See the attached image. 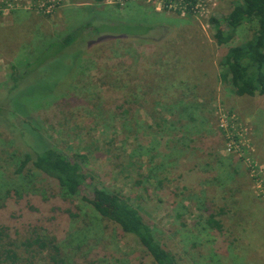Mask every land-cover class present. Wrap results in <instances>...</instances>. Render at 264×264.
<instances>
[{"label":"rangeland","instance_id":"rangeland-1","mask_svg":"<svg viewBox=\"0 0 264 264\" xmlns=\"http://www.w3.org/2000/svg\"><path fill=\"white\" fill-rule=\"evenodd\" d=\"M162 1L0 0V263L11 264L2 251L12 250L17 264H51V250L25 246L41 238L70 263L154 264L96 212V187L123 195L179 264H264V96H236L220 81L228 46L210 24L242 0H201L193 10ZM87 22L153 29L49 48ZM254 32L243 25L231 45ZM28 62L8 94L10 75ZM24 99L41 140L89 175L78 197L15 175L13 155L38 142L7 113L23 111ZM19 187L22 200L6 194Z\"/></svg>","mask_w":264,"mask_h":264},{"label":"trees","instance_id":"trees-1","mask_svg":"<svg viewBox=\"0 0 264 264\" xmlns=\"http://www.w3.org/2000/svg\"><path fill=\"white\" fill-rule=\"evenodd\" d=\"M94 1L101 4L106 0ZM210 24L214 29L213 38L216 44L228 46L221 64L220 81L228 84L236 96H264V0H242L233 7L227 16L221 19L210 18ZM245 24L254 25V34L238 45H231L237 31ZM150 30L142 28L141 34L135 31L126 33L114 29L99 31L94 29L90 22H87L48 45L49 48L56 46L55 48L60 54L70 52L69 49L77 43L89 47V45L108 37L138 39L147 35ZM106 34H110V36H105ZM31 66V62H28L20 68L18 67L21 70H17L18 68L14 70L15 72L10 75L12 84L7 91L8 94L12 95L18 92L21 81L26 76L23 69H28ZM25 100L21 104L23 111L9 109L7 113L13 119L14 125L19 127L20 131L23 130L21 131L22 137L29 135L37 139L38 142L29 143L30 152H26L22 156L13 155L16 167L15 175L31 184L36 182L37 176H42L46 181H53L67 196L78 197L79 187L85 179L89 178V175L84 173L81 163L71 160L64 152L46 145L41 140L38 127L26 108ZM93 190L100 201L96 205V212L101 218L115 223L123 234L133 236L154 264H179L175 257L156 239L153 228L143 220L134 207L129 205L123 195L105 188L98 190L94 187ZM6 194L19 200L27 196L23 187L15 189L12 194L7 191ZM208 223L217 230L221 229L220 224L213 218H209ZM3 234L4 232L0 228V237ZM34 245L43 250H51L49 255L51 264H75L64 260L59 248L52 244L48 246L45 239L37 238L25 243L27 247ZM2 252H5V262L17 264L20 260L12 250H3ZM0 264H4V262Z\"/></svg>","mask_w":264,"mask_h":264},{"label":"built area","instance_id":"built-area-1","mask_svg":"<svg viewBox=\"0 0 264 264\" xmlns=\"http://www.w3.org/2000/svg\"><path fill=\"white\" fill-rule=\"evenodd\" d=\"M129 0H117L118 4L122 5L126 3ZM143 1L146 3L154 4L158 0H139ZM166 7L169 9H182V10H187V9H197L198 6L200 5L201 0H163L162 1ZM53 11L52 6H49L45 9V12L51 13Z\"/></svg>","mask_w":264,"mask_h":264}]
</instances>
